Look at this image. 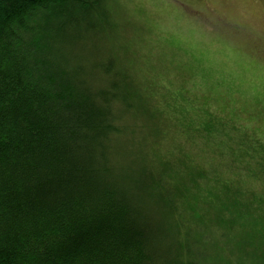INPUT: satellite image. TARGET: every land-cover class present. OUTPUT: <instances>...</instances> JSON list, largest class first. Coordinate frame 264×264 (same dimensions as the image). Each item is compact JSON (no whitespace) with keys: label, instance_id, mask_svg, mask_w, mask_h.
<instances>
[{"label":"trees","instance_id":"1","mask_svg":"<svg viewBox=\"0 0 264 264\" xmlns=\"http://www.w3.org/2000/svg\"><path fill=\"white\" fill-rule=\"evenodd\" d=\"M92 2L0 0V264H228L221 248L264 244V194L250 186L264 169V146L238 131L229 144L214 128L170 117L174 152L185 158L189 135L213 143L219 163L208 174L198 168L197 180L179 175L184 163L159 160L156 143L134 132L136 104L116 99L115 76L139 90L117 58L89 71L81 64L89 58L69 49L68 26L88 23L85 16L90 30L98 25ZM66 7L77 19L60 28ZM157 106L181 116L180 107ZM218 171L243 176L233 187Z\"/></svg>","mask_w":264,"mask_h":264},{"label":"rangeland","instance_id":"2","mask_svg":"<svg viewBox=\"0 0 264 264\" xmlns=\"http://www.w3.org/2000/svg\"><path fill=\"white\" fill-rule=\"evenodd\" d=\"M90 7L91 21L98 25L90 30L85 16L88 23L77 22L73 31L68 26L69 49L80 59L89 58L81 63L89 71L99 69L94 67L109 56L117 58L116 65L125 68L139 90L115 76L116 99L131 108L136 104L140 117L134 132L142 144L156 143L159 160L169 159L179 167L184 163L179 175L186 178L188 170V178L197 180L204 176L198 168L208 174L206 169L219 163L216 158L212 163L213 143L197 144L189 135L182 138L185 158L174 152L179 138L171 118L192 120V128H214L212 134L224 136L229 144L236 145L238 132H243L264 146V0H93ZM71 13L74 10L66 7L60 28L77 19ZM160 101L166 108L169 103L180 107L181 116L170 109L160 113ZM207 114L216 121L214 126ZM224 130L229 132L224 135ZM166 147L172 156L166 155ZM248 154L260 156L255 148ZM216 175L225 184L230 180L233 187V179L243 176L220 171ZM256 177L250 178V186L256 195H263L264 169ZM231 248L219 250L228 264H246L250 254L257 264H264V244Z\"/></svg>","mask_w":264,"mask_h":264}]
</instances>
